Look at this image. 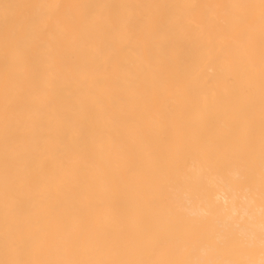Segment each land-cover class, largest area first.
Returning <instances> with one entry per match:
<instances>
[{
	"label": "bare ground",
	"instance_id": "obj_1",
	"mask_svg": "<svg viewBox=\"0 0 264 264\" xmlns=\"http://www.w3.org/2000/svg\"><path fill=\"white\" fill-rule=\"evenodd\" d=\"M0 264H264V0H0Z\"/></svg>",
	"mask_w": 264,
	"mask_h": 264
}]
</instances>
